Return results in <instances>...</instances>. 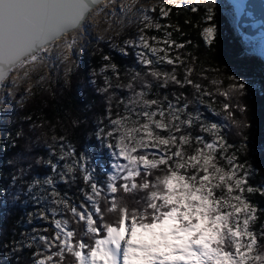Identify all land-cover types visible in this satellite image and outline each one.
Masks as SVG:
<instances>
[{
    "label": "trees",
    "instance_id": "16d2710c",
    "mask_svg": "<svg viewBox=\"0 0 264 264\" xmlns=\"http://www.w3.org/2000/svg\"><path fill=\"white\" fill-rule=\"evenodd\" d=\"M7 121L0 264H76L173 208L217 230L207 264H264V62L220 9L154 5Z\"/></svg>",
    "mask_w": 264,
    "mask_h": 264
},
{
    "label": "rangeland",
    "instance_id": "374dc122",
    "mask_svg": "<svg viewBox=\"0 0 264 264\" xmlns=\"http://www.w3.org/2000/svg\"><path fill=\"white\" fill-rule=\"evenodd\" d=\"M169 3L215 7L224 12L231 22L235 23L236 21L237 14L228 0H115L109 6L110 9L102 7L96 18L87 24L88 33L63 38L52 47L49 53H38L34 60L25 63L23 69L19 68L16 74L9 75L2 82L0 86V139L4 142L9 135L10 124L7 120L11 111L24 98L30 96L35 88H45L57 76L68 75L79 63L82 51L89 44L97 40L107 39L126 24L138 22L146 11L154 5ZM242 37L246 45V53L254 54L264 62V32L252 37L243 35ZM9 78L10 80H8ZM263 153L264 147L258 148L257 154ZM186 211V208H173L153 223L139 224V222L131 220L130 223L125 224L124 228H117L118 230L123 229L124 233H121V236H127L126 238L123 237L124 239L128 238L125 253L134 244L154 246V249H157L155 246H159L160 250L164 248V245H167L166 248L174 247L180 250H188L187 244L197 242L200 244L201 251L196 254L194 252L193 255H189L192 253L189 251L182 253V257L179 259L180 264H185L186 260L194 264L195 258L199 264H207L209 260L218 257L217 248L214 246L217 241V230L211 227L206 216L201 214L195 216L196 223L194 225L179 226L181 223L189 222ZM113 229H108L106 235L97 238L95 245L87 254L79 252L82 258L79 256L77 259L80 260L76 264H99L102 258L108 257L110 248L107 244L116 241L114 233L111 235L115 230ZM235 235L240 237L242 235L241 230L236 229ZM130 242L135 243L130 244ZM127 254L129 257L131 256L130 251Z\"/></svg>",
    "mask_w": 264,
    "mask_h": 264
},
{
    "label": "bare ground",
    "instance_id": "6f19581e",
    "mask_svg": "<svg viewBox=\"0 0 264 264\" xmlns=\"http://www.w3.org/2000/svg\"><path fill=\"white\" fill-rule=\"evenodd\" d=\"M43 1L46 0H0V60L3 55L11 53L18 47V43L15 42V34H17L19 31L28 30L33 35L32 38H39L40 36L44 35V32L47 31V15L52 16L51 20L53 21V23L60 24V22L64 21L65 19H70L75 10L79 8L83 0H54V3L48 5L43 4ZM113 1L115 0H103L98 3L88 14L82 25L65 33L49 45H45L44 47H41L38 51L27 55L9 71V73L2 80V82H4L5 79L9 77V75H13V73L16 74L19 68L23 69L25 67L24 65H26L25 63L27 61L34 60L35 56L38 53H49L52 47L56 45L59 41H61L63 38H66L68 36L72 37L75 34L88 33L86 28L87 24L91 23V21L96 18L97 13L102 7L110 9L109 6L113 4ZM228 1L232 4L236 14H239L242 10L244 0ZM46 7L51 11H45ZM16 14L19 15L14 16ZM8 80H10V78ZM2 82H0V86L2 85ZM114 229L113 232L111 231V235H113L114 233V238H116L117 245L120 246L121 251H125V246L128 238L124 239L127 236L123 235L124 238L121 236V233H124L123 230H118L116 228ZM132 243L135 242H130V244ZM117 245L115 246V250H113L109 245V248L111 250L110 255L104 258L105 261H101V264L181 263L179 259L182 257L181 255L183 251L180 249H176L173 253L164 254V256L161 258L159 256V258L157 259V251L154 250V247L148 245L134 244L126 251V253L123 252L122 254L119 249L120 254H118L116 252ZM166 246L167 245H164V248H166ZM195 250V248L188 249L189 252H192L189 255H193ZM128 251H130V257L127 254ZM109 257H112V260H110Z\"/></svg>",
    "mask_w": 264,
    "mask_h": 264
},
{
    "label": "water",
    "instance_id": "95a60500",
    "mask_svg": "<svg viewBox=\"0 0 264 264\" xmlns=\"http://www.w3.org/2000/svg\"><path fill=\"white\" fill-rule=\"evenodd\" d=\"M101 1L103 0H83L70 19H65L60 24L53 23L52 16L47 15V31L39 38H32L33 35L28 30H21L15 34V42L18 43V47L11 53L2 56L0 60V82L27 55L38 51L41 47L49 45L65 33L82 25L91 10ZM51 3H54V0L43 1L45 5ZM45 11L51 10L46 7ZM17 15L19 14L14 16ZM234 25L237 31L245 37H252L264 32V0H244L242 10L237 14Z\"/></svg>",
    "mask_w": 264,
    "mask_h": 264
}]
</instances>
